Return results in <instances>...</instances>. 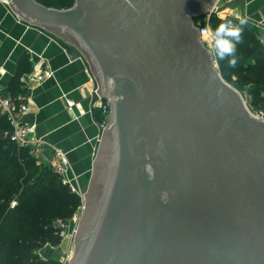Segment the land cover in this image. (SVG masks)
Instances as JSON below:
<instances>
[{
  "label": "water",
  "instance_id": "1",
  "mask_svg": "<svg viewBox=\"0 0 264 264\" xmlns=\"http://www.w3.org/2000/svg\"><path fill=\"white\" fill-rule=\"evenodd\" d=\"M215 2L10 0L110 100L69 264H264V120L200 39Z\"/></svg>",
  "mask_w": 264,
  "mask_h": 264
},
{
  "label": "crops",
  "instance_id": "2",
  "mask_svg": "<svg viewBox=\"0 0 264 264\" xmlns=\"http://www.w3.org/2000/svg\"><path fill=\"white\" fill-rule=\"evenodd\" d=\"M217 14L223 18H241L239 3H223ZM245 11L248 16L264 24V0H246ZM260 42L264 41V27L248 22ZM41 56L54 69V76L40 84L26 86L23 76ZM23 58V61H22ZM87 58V56H86ZM87 61L89 59L87 58ZM0 63L5 64L8 73L3 79L7 92L18 74L19 89L30 102L25 121L36 122V136L43 139L42 163L55 160V152H66L70 164V175L82 192H87L93 173L103 132L91 103L90 90L93 82L81 58L71 60L65 50L50 37L37 29L18 22L7 7L0 3ZM90 63V61H89ZM67 100H73L70 108Z\"/></svg>",
  "mask_w": 264,
  "mask_h": 264
},
{
  "label": "trees",
  "instance_id": "3",
  "mask_svg": "<svg viewBox=\"0 0 264 264\" xmlns=\"http://www.w3.org/2000/svg\"><path fill=\"white\" fill-rule=\"evenodd\" d=\"M59 2V7H68L74 0ZM200 18L203 17L195 18V23ZM238 21L217 13L210 16L214 30L220 23ZM243 41L236 49L235 67H230L226 59L218 61V70L225 80L236 75L240 84L249 82V92L262 106L263 95H256L264 91V46L248 24ZM10 88L11 94L16 95L18 74L13 77ZM94 113L98 121L107 120L108 112H102L101 108H95ZM7 126V121L0 118V264H55L52 259L37 258L35 250L45 241H59V228L54 221L59 217L71 218L80 196L61 183L50 164H36L28 147H19L4 138L2 132ZM13 198L16 203L11 206Z\"/></svg>",
  "mask_w": 264,
  "mask_h": 264
},
{
  "label": "built area",
  "instance_id": "4",
  "mask_svg": "<svg viewBox=\"0 0 264 264\" xmlns=\"http://www.w3.org/2000/svg\"><path fill=\"white\" fill-rule=\"evenodd\" d=\"M233 0H216L211 9L203 17L204 21L197 22L196 25L199 28L200 39L207 46L215 59L216 66L218 67L217 60L214 54V51L211 47V41L204 40L203 34L205 31L214 32V28L210 24V16L212 13H218V9L223 3H228ZM4 6L7 7L15 19L20 22L23 19V16L17 12L12 5L10 0H0ZM264 46V41H263ZM89 67L86 68L93 86L91 87L90 94L96 93L98 95V100L94 103V106H98L103 109L104 112H109L110 110V100L103 95H100L97 92L99 88V83L96 75L94 74L91 64L88 61ZM8 73V70L5 64L0 63V118H4L7 121L8 126L3 130L2 134L4 138H7L19 147H28L31 155H33L38 162L42 163L41 154L43 147V139L39 136H36L37 124L36 122H27L25 121V116L30 109V102L24 98L22 94L13 95L10 92H7L4 87L3 79ZM54 76V69L50 66L48 62L41 56H39L33 63L32 69L25 74L22 78V82L26 86L40 84L47 79H50ZM96 83V87L94 84ZM264 99V91L262 93ZM68 107L74 105L73 100H67ZM254 116L259 119L264 120V103L257 111H251ZM52 169L58 174L61 183L67 185L72 192L77 193L81 200L82 206L85 207V193L80 190V188L75 184V178L70 175L71 164L69 158L65 151L62 149H57L55 152V160L50 163ZM16 200L11 202V206H14ZM58 223V222H57ZM58 228L61 230V234L69 233V225L65 222H59L57 224ZM59 230V231H60Z\"/></svg>",
  "mask_w": 264,
  "mask_h": 264
},
{
  "label": "rangeland",
  "instance_id": "5",
  "mask_svg": "<svg viewBox=\"0 0 264 264\" xmlns=\"http://www.w3.org/2000/svg\"><path fill=\"white\" fill-rule=\"evenodd\" d=\"M39 2L43 3V4H47L48 6H53V7H57V8H68L71 6H63V7H59L60 2L59 0H40ZM73 5V4H72ZM206 15L202 16L205 17ZM204 18H200V20H198V22H202ZM262 42V41H261ZM216 57V56H215ZM217 60V58H216ZM218 64V61H217ZM228 80H226L227 82H229L232 86H234L236 89H238L240 91V93L242 94L247 106L249 107V109L251 111H257L261 105L259 104V101L257 102L255 100V98L253 99V95L249 92L248 88L250 86L249 82H245L243 84H240L237 81V76L236 75H231L228 76ZM263 90L260 91L256 96H260L262 95ZM106 97V96H105ZM111 108V107H110ZM104 110L102 109V112ZM109 116H110V110L108 112V116H107V120H106V124L108 123L109 120ZM35 163L38 164V162L35 160ZM89 188V187H88ZM15 200V198H13L11 200V202ZM86 202V199H85ZM11 204V203H10ZM82 200L80 198L79 203L77 208L75 209V212L73 214V216L71 218H56V220L54 221V225L57 226V224L59 222H65L69 225V233L62 235L61 234V230L59 231V241L57 242H50V241H45L44 243H42L36 250L35 253L37 255V258H39L40 260H50L52 259L53 262L55 264H69V261L71 259V257L73 256L74 250H75V234L77 232V228H78V224L80 221V218L83 214V211L85 209V207L82 206ZM58 222V223H57Z\"/></svg>",
  "mask_w": 264,
  "mask_h": 264
},
{
  "label": "clouds",
  "instance_id": "6",
  "mask_svg": "<svg viewBox=\"0 0 264 264\" xmlns=\"http://www.w3.org/2000/svg\"><path fill=\"white\" fill-rule=\"evenodd\" d=\"M247 24V19L241 17L238 23L223 22L216 27L214 32L205 31L203 39L211 41L217 61L227 59L228 65L235 67L237 63L236 49L244 42L243 31Z\"/></svg>",
  "mask_w": 264,
  "mask_h": 264
}]
</instances>
